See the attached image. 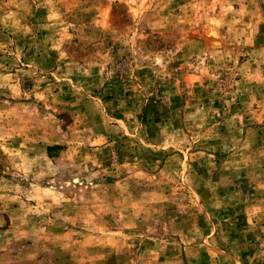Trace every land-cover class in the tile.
Masks as SVG:
<instances>
[{
	"label": "rangeland",
	"instance_id": "374dc122",
	"mask_svg": "<svg viewBox=\"0 0 264 264\" xmlns=\"http://www.w3.org/2000/svg\"><path fill=\"white\" fill-rule=\"evenodd\" d=\"M0 264H264V0H0Z\"/></svg>",
	"mask_w": 264,
	"mask_h": 264
}]
</instances>
